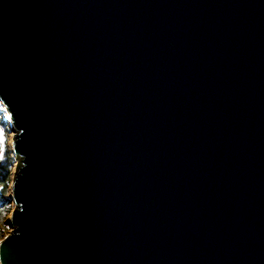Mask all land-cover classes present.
I'll list each match as a JSON object with an SVG mask.
<instances>
[{
	"label": "water",
	"instance_id": "water-1",
	"mask_svg": "<svg viewBox=\"0 0 264 264\" xmlns=\"http://www.w3.org/2000/svg\"><path fill=\"white\" fill-rule=\"evenodd\" d=\"M0 98L4 264H264V0H0Z\"/></svg>",
	"mask_w": 264,
	"mask_h": 264
},
{
	"label": "snow or ice",
	"instance_id": "snow-or-ice-1",
	"mask_svg": "<svg viewBox=\"0 0 264 264\" xmlns=\"http://www.w3.org/2000/svg\"><path fill=\"white\" fill-rule=\"evenodd\" d=\"M3 103V99L0 98V104ZM4 115L3 119L0 120V161H3L5 159V153L7 151L9 144H15V133L11 132L10 129H6L4 126V121H12L13 115L8 111V107L5 106L2 109ZM11 134V139H10ZM8 184L7 179V172H5L3 177H0V188H3L4 185ZM3 197H9L8 192L2 193ZM9 208V205L7 203L3 204V207H0V223L4 224V227L7 228V225L12 222L13 219H15V216L11 212H6V210ZM11 231V230H9ZM19 236V232L15 231L12 232L11 235H3V233H0V246L5 245L6 243L10 242L14 238ZM0 264H4V261L0 259Z\"/></svg>",
	"mask_w": 264,
	"mask_h": 264
},
{
	"label": "trees",
	"instance_id": "trees-1",
	"mask_svg": "<svg viewBox=\"0 0 264 264\" xmlns=\"http://www.w3.org/2000/svg\"><path fill=\"white\" fill-rule=\"evenodd\" d=\"M2 105V104H0ZM13 157L11 153L6 151L5 153V159L3 161H0V177H3L5 172H7V179H8V184L4 185L3 188H0V207H3L4 203H7L9 205V208L6 210V212L9 211L12 201L9 197H3L2 193L3 192H9V187L12 183V167H13Z\"/></svg>",
	"mask_w": 264,
	"mask_h": 264
},
{
	"label": "rangeland",
	"instance_id": "rangeland-1",
	"mask_svg": "<svg viewBox=\"0 0 264 264\" xmlns=\"http://www.w3.org/2000/svg\"><path fill=\"white\" fill-rule=\"evenodd\" d=\"M5 106L2 104V105H0V120H2L3 119V115H4V113H3V111H2V109L4 108ZM4 126H5V128L6 129H10L11 130V127H10V122L9 121H4ZM11 132H13L12 130H11ZM14 133V132H13ZM12 137H11V134H10V139H11ZM11 145L12 144H9L8 145V151L11 153V155H12V157H13V159H14V161H13V167H12V178H13V173H14V169H15V167H16V159H15V157L13 156V153H12V150H11ZM9 195L11 194V185H10V187H9ZM13 210V201H12V205H11V207H10V209H9V211L8 212H11ZM9 230H12V228L10 227V225L8 224L7 225V228H5L4 227V224L3 223H0V233H3V235H9L10 234V232L11 231H9Z\"/></svg>",
	"mask_w": 264,
	"mask_h": 264
}]
</instances>
